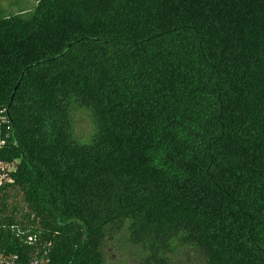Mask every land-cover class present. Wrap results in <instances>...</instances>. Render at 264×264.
I'll return each instance as SVG.
<instances>
[{
    "label": "trees",
    "instance_id": "trees-1",
    "mask_svg": "<svg viewBox=\"0 0 264 264\" xmlns=\"http://www.w3.org/2000/svg\"><path fill=\"white\" fill-rule=\"evenodd\" d=\"M0 165L23 263L264 264V0L0 7Z\"/></svg>",
    "mask_w": 264,
    "mask_h": 264
},
{
    "label": "rangeland",
    "instance_id": "rangeland-1",
    "mask_svg": "<svg viewBox=\"0 0 264 264\" xmlns=\"http://www.w3.org/2000/svg\"><path fill=\"white\" fill-rule=\"evenodd\" d=\"M38 0H0V7L2 8L3 11L8 12V13H14L18 11H23V10H32L36 6ZM87 124L86 121H81L79 123V130L81 131H86L83 130L86 127H82V125ZM109 254V264H134L135 261L132 259L129 260V256L127 254L119 253L118 251H113L110 250ZM125 258L127 260L125 261Z\"/></svg>",
    "mask_w": 264,
    "mask_h": 264
},
{
    "label": "built area",
    "instance_id": "built-area-1",
    "mask_svg": "<svg viewBox=\"0 0 264 264\" xmlns=\"http://www.w3.org/2000/svg\"><path fill=\"white\" fill-rule=\"evenodd\" d=\"M1 166V165H0ZM28 241L32 242L34 241L33 236L28 237ZM0 264H47V258L46 257H39L37 255H33L30 260L23 263L20 261L18 254H4L0 253Z\"/></svg>",
    "mask_w": 264,
    "mask_h": 264
}]
</instances>
